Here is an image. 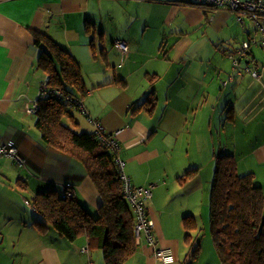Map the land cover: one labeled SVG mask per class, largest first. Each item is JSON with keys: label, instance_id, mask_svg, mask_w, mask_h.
Listing matches in <instances>:
<instances>
[{"label": "crops", "instance_id": "1", "mask_svg": "<svg viewBox=\"0 0 264 264\" xmlns=\"http://www.w3.org/2000/svg\"><path fill=\"white\" fill-rule=\"evenodd\" d=\"M115 1L127 3L128 13L134 8V30L141 39L148 29L160 37L157 52L148 55L140 52L132 33L115 35L110 46L122 61L112 68L127 67L129 73L83 78V105L117 141L124 174L133 186L151 189L146 207L154 245L141 236L124 264H166L153 258L155 249L172 252L174 261L168 264H220L212 244L205 257L200 242L198 256L189 259L193 249L185 243L182 219H195L198 231L190 235L198 241V221L209 217L211 186V175L202 177L214 167L217 154L212 127L224 113L232 140L228 154L237 161V173L253 174L264 194V49L259 43L250 46L236 70L229 57L243 42L260 41L250 19L240 24L234 12L193 7L188 0H0V145L12 143L24 161L18 165L0 158V264H104L102 252L87 237L69 241L51 227L37 228L41 220L29 202L40 192H61L70 183L75 199L93 216L100 198L79 162L42 143L35 117L26 115L25 107L47 79L37 67L42 45L35 35L43 34L66 50L81 71L91 57L97 63L89 47L92 39L95 48L97 43L105 49L108 61L104 20L112 18L114 6L108 9L105 3ZM87 23L95 33L103 32V43L96 34L85 33ZM115 40L127 43V53H119ZM137 57L145 58L139 70L131 67ZM244 60L255 64L258 80L242 72ZM150 75L158 77L154 110L132 114L129 107L150 89ZM132 77L139 78L133 89ZM77 123L88 127L85 132L95 130L86 119Z\"/></svg>", "mask_w": 264, "mask_h": 264}, {"label": "trees", "instance_id": "2", "mask_svg": "<svg viewBox=\"0 0 264 264\" xmlns=\"http://www.w3.org/2000/svg\"><path fill=\"white\" fill-rule=\"evenodd\" d=\"M84 30L91 36L96 34L100 43H103V32L95 33L92 24L87 23ZM35 42L42 45L37 67L47 77V86L70 94L83 104L82 98L87 90L79 63L43 34H36ZM244 43L248 47L240 57L238 65L233 67L232 57H237ZM258 43L264 49L261 41L254 44L247 40L229 55L233 69H238L241 61L246 59L250 46ZM163 44L164 40L160 47L164 55ZM89 47L92 56L96 57L94 39ZM99 57L108 66L103 47L99 50ZM246 64L259 73L253 62L245 60L242 63V72L249 74L244 69ZM149 78L150 89L145 98L129 107L132 114L141 111L152 113L154 110L156 95L153 86L158 77L150 75ZM259 78L260 75L255 80ZM115 83L124 84L122 80H115ZM75 112L55 98L39 100L34 114V126L47 148L58 151L83 166L86 177L100 198L97 215L93 216L83 208L74 194L68 195L69 192L73 193V188L70 183H66L61 192L48 190L31 199L30 208L41 220L35 224L39 231L51 227L59 236L69 241L85 236L102 252L104 264H124L135 253L136 245L134 219L122 193L117 156L95 132L76 131L79 125L74 116ZM65 120L68 125L64 123ZM213 164L208 231L219 263L264 264V194L261 187L255 184L253 174L237 173V161L233 155L215 154ZM196 171H189L183 177L193 175ZM182 227L185 231V243L193 249L189 259L194 260L199 254L200 244L190 234L198 231L197 223L193 217L187 216L182 219Z\"/></svg>", "mask_w": 264, "mask_h": 264}, {"label": "built area", "instance_id": "3", "mask_svg": "<svg viewBox=\"0 0 264 264\" xmlns=\"http://www.w3.org/2000/svg\"><path fill=\"white\" fill-rule=\"evenodd\" d=\"M188 4L193 7H201L208 10L227 9L236 14V19L240 24L244 23L245 17L250 19L260 33V41L264 47V25L260 22L261 20H264L263 0H188ZM251 42L254 44L256 43L254 39H252ZM114 46L122 55L128 51V45L123 40H115ZM247 47L248 44L244 43L239 49L237 57H232L233 67L238 65L240 57L244 55ZM244 69L252 78L257 79L259 77L258 71L251 69L249 64H246ZM48 98L60 100L74 111L84 116L85 119L94 126V132L99 139L105 140L106 144L116 154L117 171L122 185V193L130 207L134 219V242L138 244L140 237L142 236L148 245L153 246V225L148 218L146 207V202L151 198V189L149 187H135L131 184L129 178L123 172V162L119 158L117 141L113 136H109V134L105 132V129L99 124V122L89 116V113L78 98L63 93L62 91L49 88L46 81L41 83L36 100L30 105H26V115H34L38 109V101ZM3 157L12 159L18 165H23L24 163V161L17 155V149L12 143L0 145V158ZM68 195L72 196L73 193L69 192ZM25 203L28 205V202ZM153 258L166 264L174 261L172 252L169 249H155L153 252Z\"/></svg>", "mask_w": 264, "mask_h": 264}, {"label": "rangeland", "instance_id": "4", "mask_svg": "<svg viewBox=\"0 0 264 264\" xmlns=\"http://www.w3.org/2000/svg\"><path fill=\"white\" fill-rule=\"evenodd\" d=\"M126 5L127 3L122 2V1H115L114 3H110L107 2L105 3L106 8L108 9H112L113 8V16L112 18H110L108 21L104 20V25L106 26L107 29V39H106V49L108 50V62L112 59L115 60L114 64H111L110 62V67L109 66H105L102 62V60L99 57V53L98 50L100 49V45H98L96 43V62H93V58L91 57V62H89V64H83L82 65V77L85 78H91L93 74L94 75H102L104 72H109V76H112V73L114 71H116V73H129V68H124L122 70H116L112 67L117 66V63H121L122 59L117 55L116 51L114 49H112V47L110 46V41L113 39V37L115 35H122L125 36L126 33H128L129 37V33H132L135 37V41L136 43H139L140 45V52L146 53L148 55H152L155 54L157 52V48H158V44H159V38L157 37V31L152 30V29H148L146 31V33L144 34L145 37L141 39V33L140 31H136L135 29V25L134 23V19H133V14L131 13L134 8L130 9V13H128L125 9H126ZM150 11V9H149ZM150 16V15H148ZM156 17V16H155ZM137 24V23H136ZM168 33V32H167ZM165 37L168 38V34L165 35ZM166 38V39H167ZM161 41V40H160ZM145 60V58L142 57H137L134 61V63L132 64V68L134 69H141L138 68L140 65H143V61ZM148 61L150 62V59H148ZM139 82V78H134L132 77V84L130 86L131 89H133L135 86H137ZM106 99L110 100V97L108 96ZM74 116L76 118V121H81V120H85L84 117L79 114V113H74ZM225 117V113L222 116V121L219 125L213 124L212 127V132H213V141L214 144L216 146V153L218 154H228L231 151V147L229 142H231V138L229 137V125L226 123V121L224 120ZM65 124L68 125V122L65 120L64 121ZM88 128V127H87ZM84 125L79 126L76 131L78 133L83 132V131H88ZM218 140H220V143H218ZM223 146H222V145ZM221 148V149H220ZM211 172V173H210ZM207 170L205 169V172L203 173V177L206 175V178L209 177V175H211V179H212V174H213V168L212 170ZM202 176V175H201ZM209 177V178H210ZM208 178V179H209ZM206 223V225L204 224ZM198 221V226H199V242L201 243V247L204 249V255L205 257H207V252H208V247L211 246L210 242V237H209V231H208V221L205 222L204 221ZM213 252V251H211Z\"/></svg>", "mask_w": 264, "mask_h": 264}, {"label": "clouds", "instance_id": "5", "mask_svg": "<svg viewBox=\"0 0 264 264\" xmlns=\"http://www.w3.org/2000/svg\"><path fill=\"white\" fill-rule=\"evenodd\" d=\"M29 205V204H28Z\"/></svg>", "mask_w": 264, "mask_h": 264}]
</instances>
